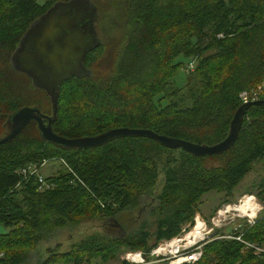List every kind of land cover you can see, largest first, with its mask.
<instances>
[{"label": "trees", "instance_id": "1", "mask_svg": "<svg viewBox=\"0 0 264 264\" xmlns=\"http://www.w3.org/2000/svg\"><path fill=\"white\" fill-rule=\"evenodd\" d=\"M69 1L0 0V136L8 117L22 107L52 116L49 95L15 70L10 59L28 28L54 4ZM116 4L122 17L112 27L127 33L105 53H87L91 76L60 87L53 132L78 138L130 128L204 146L224 140L242 104L239 95L264 82V0ZM190 60L194 67L185 85L175 88V75ZM261 159L264 104L247 109L228 151L204 157L135 137L68 149L45 142L30 122L0 145V227L6 229L0 232V264H92L124 251L142 253L144 264H170L164 257L153 259L152 250L189 232L203 195H231ZM43 160L64 162L63 172L44 178L47 187L40 188L36 175L18 174ZM259 187L256 197L261 199L264 182ZM146 203L147 216L138 225L116 218L140 213L136 209ZM105 218L115 219L124 235L94 232L68 249L61 250L57 242L43 253L38 250L56 230ZM200 245L202 256L191 264H264V215L229 234L213 230Z\"/></svg>", "mask_w": 264, "mask_h": 264}, {"label": "water", "instance_id": "2", "mask_svg": "<svg viewBox=\"0 0 264 264\" xmlns=\"http://www.w3.org/2000/svg\"><path fill=\"white\" fill-rule=\"evenodd\" d=\"M90 2V0H70L69 2L54 4L21 37L11 58L23 51L20 46L23 38L31 29L40 24L33 40L34 55L41 63L50 68L49 76L46 78L50 82L42 83L41 74L36 72V75H32V79L35 78L37 81L33 80L32 84L49 95L52 116L48 117L41 114L38 109L26 106L16 110L7 119V133L0 136V145L12 140L28 123L35 122L40 136L45 142L68 149L96 148L119 138L145 137L170 150L181 149L194 157L214 156L228 151L237 140L247 109L253 105L264 104V99L242 103L232 117L226 138L212 146L197 145L169 138L145 129L114 128L95 136L78 138H65L53 132L51 124L57 113L60 87L70 78H82L91 75V72L82 64L87 53L91 50L87 38L93 36L95 31L96 20L93 21V17L96 14V9L92 8ZM19 67L15 70L23 69L21 68L22 64ZM21 71L23 72V70ZM44 120L47 121L46 124Z\"/></svg>", "mask_w": 264, "mask_h": 264}, {"label": "rangeland", "instance_id": "3", "mask_svg": "<svg viewBox=\"0 0 264 264\" xmlns=\"http://www.w3.org/2000/svg\"><path fill=\"white\" fill-rule=\"evenodd\" d=\"M42 3L44 0H37ZM92 8L96 9L93 21L96 20L95 31L97 35L102 36L104 40H110L113 44V40L121 38L126 35L127 31L115 29L119 32H114L112 22L121 20V11L116 8L117 1L119 0H90ZM101 33V34H100ZM111 46V45H110ZM110 50V47H108ZM193 62L184 61L182 68L177 72L173 79V86L180 88L185 85L187 74V66ZM194 66V65H193ZM107 66H101V69H106ZM96 69V68H95ZM7 133V129L3 132ZM3 134V135H4ZM64 171V166L60 160L48 161L46 164L41 166L39 173L42 177L47 178L55 176L58 173ZM264 182V159L257 161L252 165L250 172L244 177V179L237 185L232 191V194L225 196L222 193L215 191L208 192L203 195L201 204L199 205V213L196 216L195 224L189 232L183 233L174 239L163 242L157 247L158 252L152 255L154 258L166 257L168 262L174 261L179 253L180 247L183 251L187 252L194 247L200 245L204 240L208 239L212 234L213 230H218L222 234H229L234 228L239 225L246 223L248 219L257 220L264 215V194H260L261 199H258L257 193L260 190V183ZM247 199L251 200L252 208L254 209V216H251L253 212L247 211L243 213L241 210H235L236 207L243 206ZM147 204V203H146ZM147 205H141L136 210L137 212H124L118 214L116 218L120 219L125 225L135 224L138 225L141 217H144L148 212L146 211ZM250 208L249 210H252ZM251 213V214H250ZM147 216V215H146ZM143 219V218H142ZM115 219H83L76 227L64 228L62 230H56V232L49 239L41 242L38 246L40 253L48 247H53L57 242H60L61 250L68 249L69 245L74 242H78L79 239L84 235H89L94 232H103L108 236H123L122 228H118ZM196 220L202 223L200 233L195 231ZM6 229L0 227V232H5ZM222 237V236H221ZM219 237V238H221ZM71 238V239H70ZM174 240V242H172ZM128 252H122L115 259L102 262L99 259L92 261V264H121V262L129 263L130 259L127 257ZM35 255V254H34ZM139 258H135L137 260ZM129 260V261H127Z\"/></svg>", "mask_w": 264, "mask_h": 264}, {"label": "flooded vegetation", "instance_id": "4", "mask_svg": "<svg viewBox=\"0 0 264 264\" xmlns=\"http://www.w3.org/2000/svg\"><path fill=\"white\" fill-rule=\"evenodd\" d=\"M39 26H40V24L38 26L34 27L33 29H31V31L28 32V34L23 38V40L20 44L23 51H20V53L17 56H15L14 58H11L10 61H11V64H12L14 69L19 67L20 64H22L21 68H23V69H20V70L18 69V71L22 75H24L25 77L30 79V81L32 83H33V80L35 82L37 81V79H35V78L32 79V75L33 74L36 75V72H39L41 74V76H40L41 82L44 84H47L48 82H50V81L46 80V78H48V76H49L50 68L46 67L43 63H41V61L34 55L35 49L33 48V40L36 37V31H38ZM87 40L90 42V47H91L90 51H93V52L94 51L97 52V51L102 50V52L105 53L106 52L105 50L108 47H110V45L112 44V43H110V40H104V38L102 36L97 35L96 31H94L93 36L88 37ZM93 42H95V43H93ZM87 56L85 57L86 59H87ZM85 58H84V60H85ZM91 58H94V57H91ZM84 60H83L82 64L87 70H89L90 69L88 67L89 65H87L86 62H84ZM99 61H101V59ZM97 65L98 64H95V66H97ZM21 70H23V72ZM89 71L91 72V70H89ZM91 75H92V72H91ZM86 77H89V76H86ZM71 79H79V78L74 77V78H70L69 80H71ZM50 116L51 115H49L48 117H50ZM44 123L46 124L47 121L44 120ZM51 126H52V124H51Z\"/></svg>", "mask_w": 264, "mask_h": 264}, {"label": "built area", "instance_id": "5", "mask_svg": "<svg viewBox=\"0 0 264 264\" xmlns=\"http://www.w3.org/2000/svg\"><path fill=\"white\" fill-rule=\"evenodd\" d=\"M194 63L191 62L189 63V65L187 66V71L186 72H190L193 70V66ZM264 92V82L259 85L255 90H252L251 92H242L239 97L242 103H246V102H253L259 99V95ZM48 161L43 160L40 164V166H26V168H21L20 170H18V174L25 176V175H36L38 178V182L40 183V188H44L47 187L46 182L44 181V177L41 176V174L39 173L41 166H43L44 164H46ZM63 165L64 162L60 161ZM197 216V215H196ZM196 219V217H195ZM197 221V220H196ZM246 223L248 224H253L254 220L253 219H248L246 221ZM222 237H226V238H230V236H222ZM237 240H239V238H236ZM174 242V240L172 241ZM161 245V244H160ZM159 245V246H160ZM158 246V247H159ZM202 246L198 245L196 247H194L193 249L185 252L183 251V248L180 247L179 249V253L177 255V257H175L174 261H171L170 264H191L194 262H197L201 256H202V251H201ZM259 251H263V250H259ZM158 252L157 247L152 250L151 255H155ZM135 256H138L139 260H135ZM127 257L130 259L127 260L129 261V263L132 264H144V258L142 256V253L140 252H128L127 253ZM166 258V257H164Z\"/></svg>", "mask_w": 264, "mask_h": 264}, {"label": "bare ground", "instance_id": "6", "mask_svg": "<svg viewBox=\"0 0 264 264\" xmlns=\"http://www.w3.org/2000/svg\"><path fill=\"white\" fill-rule=\"evenodd\" d=\"M141 138H145V137H141ZM154 141V140H153ZM107 144V143H106ZM251 200L252 199H247V202L243 205V206H241V207H236L235 208V210H241L243 213H245V212H247V211H251V212H253L254 211V209L252 208V205H251ZM250 208H252V210H249ZM251 214V213H250ZM254 214V212L251 214V216H254L253 215ZM201 228H202V223L200 222V221H196V227H195V231H198L199 233H200V230H201ZM134 253H136V252H134ZM135 258H138V256H135ZM137 260H139V259H137Z\"/></svg>", "mask_w": 264, "mask_h": 264}]
</instances>
